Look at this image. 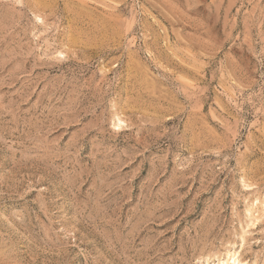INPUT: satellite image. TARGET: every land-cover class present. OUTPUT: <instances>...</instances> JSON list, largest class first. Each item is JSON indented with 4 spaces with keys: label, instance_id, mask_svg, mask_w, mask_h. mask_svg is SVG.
<instances>
[{
    "label": "rangeland",
    "instance_id": "374dc122",
    "mask_svg": "<svg viewBox=\"0 0 264 264\" xmlns=\"http://www.w3.org/2000/svg\"><path fill=\"white\" fill-rule=\"evenodd\" d=\"M231 252L264 264V0H0V264Z\"/></svg>",
    "mask_w": 264,
    "mask_h": 264
},
{
    "label": "bare ground",
    "instance_id": "6f19581e",
    "mask_svg": "<svg viewBox=\"0 0 264 264\" xmlns=\"http://www.w3.org/2000/svg\"><path fill=\"white\" fill-rule=\"evenodd\" d=\"M230 256H231L230 259L222 261V262H220V264H231L230 261L232 262V264H243L244 263L242 261H241L242 263L240 262L239 257H237L236 254H233V255H230Z\"/></svg>",
    "mask_w": 264,
    "mask_h": 264
}]
</instances>
